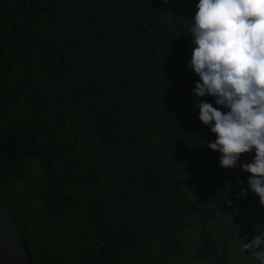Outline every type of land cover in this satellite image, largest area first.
Segmentation results:
<instances>
[{
	"label": "trees",
	"instance_id": "obj_1",
	"mask_svg": "<svg viewBox=\"0 0 264 264\" xmlns=\"http://www.w3.org/2000/svg\"><path fill=\"white\" fill-rule=\"evenodd\" d=\"M197 2L0 0V187L29 264H243L264 206L206 147Z\"/></svg>",
	"mask_w": 264,
	"mask_h": 264
},
{
	"label": "clouds",
	"instance_id": "obj_2",
	"mask_svg": "<svg viewBox=\"0 0 264 264\" xmlns=\"http://www.w3.org/2000/svg\"><path fill=\"white\" fill-rule=\"evenodd\" d=\"M188 32L194 48L187 67L198 77L193 94L216 105L196 101L199 121L215 136L206 147L219 153L221 168L250 174L239 196L251 192L264 206V0H198ZM257 231L250 242L239 240L243 264H264V226Z\"/></svg>",
	"mask_w": 264,
	"mask_h": 264
},
{
	"label": "water",
	"instance_id": "obj_3",
	"mask_svg": "<svg viewBox=\"0 0 264 264\" xmlns=\"http://www.w3.org/2000/svg\"><path fill=\"white\" fill-rule=\"evenodd\" d=\"M0 264H29L19 227L0 187Z\"/></svg>",
	"mask_w": 264,
	"mask_h": 264
},
{
	"label": "flooded vegetation",
	"instance_id": "obj_4",
	"mask_svg": "<svg viewBox=\"0 0 264 264\" xmlns=\"http://www.w3.org/2000/svg\"><path fill=\"white\" fill-rule=\"evenodd\" d=\"M59 224H60V220H59ZM219 253H221V252H219ZM180 261H181V263L183 262V260L180 258Z\"/></svg>",
	"mask_w": 264,
	"mask_h": 264
},
{
	"label": "rangeland",
	"instance_id": "obj_5",
	"mask_svg": "<svg viewBox=\"0 0 264 264\" xmlns=\"http://www.w3.org/2000/svg\"><path fill=\"white\" fill-rule=\"evenodd\" d=\"M182 264H184V263H182Z\"/></svg>",
	"mask_w": 264,
	"mask_h": 264
}]
</instances>
